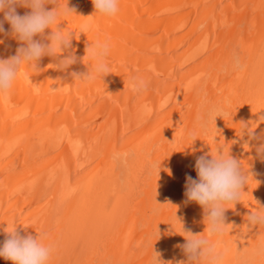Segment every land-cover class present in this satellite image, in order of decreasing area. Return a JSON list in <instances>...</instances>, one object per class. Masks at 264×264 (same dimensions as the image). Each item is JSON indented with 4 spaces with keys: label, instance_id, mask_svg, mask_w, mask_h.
Masks as SVG:
<instances>
[{
    "label": "bare ground",
    "instance_id": "obj_1",
    "mask_svg": "<svg viewBox=\"0 0 264 264\" xmlns=\"http://www.w3.org/2000/svg\"><path fill=\"white\" fill-rule=\"evenodd\" d=\"M59 3L76 10L57 23L74 33L77 62L59 70L44 56L0 95V245L17 226L47 234L50 264H152L153 252L178 264L183 227L215 243L223 264H264V226L247 224L264 207V85L258 108L245 95L264 44V0H119L114 17L94 14L92 0ZM5 29L0 59L21 45ZM96 41L110 46L111 73L74 80L95 63L86 49ZM213 107L225 115L209 122ZM218 148L250 176L225 210L223 235L208 237L203 207L184 195L186 174L197 178V157Z\"/></svg>",
    "mask_w": 264,
    "mask_h": 264
},
{
    "label": "clouds",
    "instance_id": "obj_2",
    "mask_svg": "<svg viewBox=\"0 0 264 264\" xmlns=\"http://www.w3.org/2000/svg\"><path fill=\"white\" fill-rule=\"evenodd\" d=\"M48 4H54L55 7L49 10L46 7ZM92 4L95 8L94 14L114 17L119 12V0H92ZM18 6L29 8L30 11L21 15L17 12ZM0 13H3V19H0V34H8L5 29L7 22L11 35L21 42L15 55L0 59V95L10 92L22 66L37 70L38 62L44 56L57 59L58 62L52 67L59 70H66L77 62V57L69 51L74 33L66 32L65 28L59 27L60 23H57L61 16L76 14V10L69 8L67 3L61 5L59 0H0ZM49 29L51 31L45 36L46 30ZM88 29V25H83L80 31L85 33ZM38 36L41 39H36ZM109 50L107 41H96L89 45L86 55L95 63L88 65L85 73L73 72L74 80L89 82L97 77L103 79L111 73L110 66L106 63ZM61 53L67 55L61 57ZM223 115L225 113L222 109L213 107L206 113V120L216 121L218 116ZM246 127L242 124L240 132L243 133ZM247 134L253 139L257 138L251 129H248ZM190 139L195 140V133L190 134ZM257 152L264 155V144L257 148ZM195 170V179L186 174L184 195L187 201H194L203 207L208 237L223 235L228 226L225 223V210L229 209V205L242 200L246 194L243 189L248 184L250 175L240 161L219 148L215 153H210V158L208 154L197 157ZM247 224L264 226V207H258L256 211L251 212L247 216ZM4 232L6 238L0 245V257L10 260L12 264H50L54 246L47 242V234H21L17 226L6 227ZM182 232L186 242L178 247L187 256V261H179L178 264H201L202 261L206 264H223V254L218 251L215 243L201 234L185 231L183 227ZM152 264L165 262L159 259L158 253L153 252Z\"/></svg>",
    "mask_w": 264,
    "mask_h": 264
},
{
    "label": "rangeland",
    "instance_id": "obj_3",
    "mask_svg": "<svg viewBox=\"0 0 264 264\" xmlns=\"http://www.w3.org/2000/svg\"><path fill=\"white\" fill-rule=\"evenodd\" d=\"M254 63H256V64H253L252 68L250 69L251 73H250L249 83H247L248 84L247 88H246L247 91H245L246 97H248V99H252L254 101V103L252 104L253 105V109L254 108H258V104L255 103L257 101H255V100H257V95L260 92L258 90L261 89L263 87V85H264V44H263V48H262L261 54L258 55V59ZM252 81H253V83H252ZM253 84L255 86H253ZM253 92H255V93H253ZM253 94H255V95H253ZM239 112L242 113L243 116H245L244 114H245L246 111L243 112V108L242 107L239 108Z\"/></svg>",
    "mask_w": 264,
    "mask_h": 264
}]
</instances>
